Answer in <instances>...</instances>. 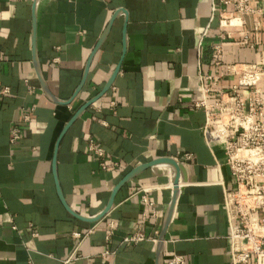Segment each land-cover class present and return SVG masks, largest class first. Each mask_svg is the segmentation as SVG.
Segmentation results:
<instances>
[{
  "label": "crops",
  "instance_id": "0c3cea01",
  "mask_svg": "<svg viewBox=\"0 0 264 264\" xmlns=\"http://www.w3.org/2000/svg\"><path fill=\"white\" fill-rule=\"evenodd\" d=\"M251 4L223 26L219 0H0V264H229L236 179L196 103L246 63L264 98V0ZM163 156L184 167L174 204L170 164L125 179Z\"/></svg>",
  "mask_w": 264,
  "mask_h": 264
},
{
  "label": "built area",
  "instance_id": "2783aa9c",
  "mask_svg": "<svg viewBox=\"0 0 264 264\" xmlns=\"http://www.w3.org/2000/svg\"><path fill=\"white\" fill-rule=\"evenodd\" d=\"M219 2L224 5L220 19L223 26L243 21L242 15L260 12L251 0ZM227 6H231L232 10H228ZM216 8L214 2L213 11ZM236 73V84L231 90L221 92L216 103L207 102L205 91L208 88H203V96L196 104L204 106L208 120L214 119L218 141L226 149L227 163L236 179L235 189L225 188L223 200L229 225V264H264V98L259 85L263 69L257 63H246ZM8 91L7 86L1 89L4 93ZM214 105L217 111L213 110ZM28 118L30 115L27 114L25 119ZM19 130L18 126H13L11 141L20 137ZM90 149L101 157L105 154L104 148L94 139H91ZM192 154L187 153V156ZM104 164L105 161H102ZM148 190L145 188L142 198L152 203ZM75 234L81 235L78 231ZM146 238L144 232L136 231L124 240L136 242ZM184 261L182 253L169 257V264H182Z\"/></svg>",
  "mask_w": 264,
  "mask_h": 264
},
{
  "label": "water",
  "instance_id": "95a60500",
  "mask_svg": "<svg viewBox=\"0 0 264 264\" xmlns=\"http://www.w3.org/2000/svg\"><path fill=\"white\" fill-rule=\"evenodd\" d=\"M78 114V113H77ZM160 162H165L170 164L173 168H174V175H173V198H172V203L174 204L176 197H177V192L180 188L181 182L182 181V171H183V166L181 163H179V161L174 158V157H170V156H163V157H158L156 159H153L151 161H149L148 163H146L145 165L142 166H138L136 168H134L133 170L130 171V173L125 177V179H127L128 177H132L135 173H137L139 171V169H141L144 166H151L155 163H160ZM54 169H55V162H54ZM111 207V202L107 205L106 208H104V210L99 213L98 215H96V219L103 216ZM70 209V208H69Z\"/></svg>",
  "mask_w": 264,
  "mask_h": 264
}]
</instances>
